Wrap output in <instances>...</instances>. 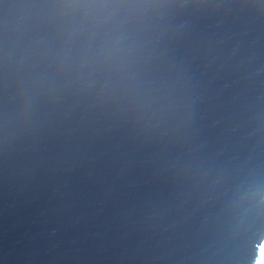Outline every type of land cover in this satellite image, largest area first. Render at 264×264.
<instances>
[{
  "label": "water",
  "instance_id": "95a60500",
  "mask_svg": "<svg viewBox=\"0 0 264 264\" xmlns=\"http://www.w3.org/2000/svg\"><path fill=\"white\" fill-rule=\"evenodd\" d=\"M0 264H264V0H0Z\"/></svg>",
  "mask_w": 264,
  "mask_h": 264
}]
</instances>
